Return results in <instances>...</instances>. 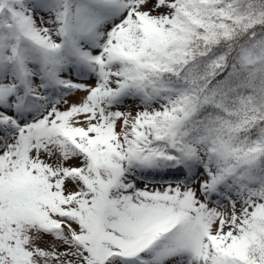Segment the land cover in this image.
Segmentation results:
<instances>
[{"label":"snow or ice","instance_id":"snow-or-ice-1","mask_svg":"<svg viewBox=\"0 0 264 264\" xmlns=\"http://www.w3.org/2000/svg\"><path fill=\"white\" fill-rule=\"evenodd\" d=\"M0 264H264V0H0Z\"/></svg>","mask_w":264,"mask_h":264}]
</instances>
